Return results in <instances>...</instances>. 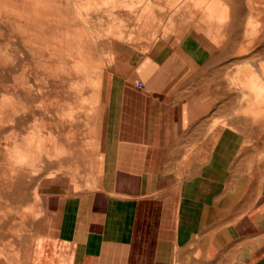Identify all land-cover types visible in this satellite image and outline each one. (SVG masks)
I'll return each instance as SVG.
<instances>
[{"label": "rangeland", "instance_id": "1", "mask_svg": "<svg viewBox=\"0 0 264 264\" xmlns=\"http://www.w3.org/2000/svg\"><path fill=\"white\" fill-rule=\"evenodd\" d=\"M178 1L0 0V262L18 257L17 245L39 223L50 195L91 186L107 130V76L113 71L131 74L148 55L182 57L181 80L193 87L189 92L201 97L207 110L195 124L204 136L187 151L188 173L199 156L206 167L224 155L226 179L233 178L236 158L243 178L256 177L264 168L262 127L256 118L235 116L247 107L245 89L224 84V61L208 58L199 41L214 22L201 24L196 14L178 30L172 15ZM197 23L202 29L196 33ZM225 127L241 135L238 147L226 132L221 142L213 139ZM207 140L209 151L200 154ZM13 150H22L18 154L24 158L19 160ZM21 159H26L22 168Z\"/></svg>", "mask_w": 264, "mask_h": 264}, {"label": "crops", "instance_id": "2", "mask_svg": "<svg viewBox=\"0 0 264 264\" xmlns=\"http://www.w3.org/2000/svg\"><path fill=\"white\" fill-rule=\"evenodd\" d=\"M184 66L175 54L148 55L131 74H108L107 130L91 186L50 195L18 257L0 264H264V168L243 178L236 158L226 179L224 155L206 167L199 156L187 172L207 110L181 80ZM233 131L213 139L226 132L238 147Z\"/></svg>", "mask_w": 264, "mask_h": 264}, {"label": "bare ground", "instance_id": "3", "mask_svg": "<svg viewBox=\"0 0 264 264\" xmlns=\"http://www.w3.org/2000/svg\"><path fill=\"white\" fill-rule=\"evenodd\" d=\"M138 1H140V0H138ZM177 4H178L177 7L179 6V8L177 9V11L175 13L173 12L174 14H172V13L171 14L173 15V18L175 19V23H176L175 27L178 30H181L184 25H190L189 21L187 20V17L188 16L195 17L196 14H200L201 21H202V22H200L201 24L209 22V21L214 22L215 26L212 27V29L214 31L210 30V34L207 37H205L203 39L201 38L202 40H199V41H202V43H203L204 48H202V49L205 51L208 58L220 56L221 59L224 61V63H222L223 64L222 69L225 72V78L224 79H226L225 80L226 83H224V84L227 85V87H231V88L242 87L246 91L245 94H246L247 100H248L247 105H246L247 107L244 108L243 110L241 109L238 113L235 114V116H247V117H251L253 120H255V118H256L257 123L262 127V132L264 133V0H211V1L210 0H179ZM133 5H134V3L132 4V6ZM148 5H150V4H148ZM123 16H124V14H123ZM112 21H114V20H112ZM167 21H169V19H167ZM165 24H166V21H165ZM201 24L197 23L196 25H193V26H195L194 29H195L196 33L202 29ZM108 26H110V25H108ZM166 27H168V26H166ZM113 29H114V27L112 28V30ZM110 33H111V31H110ZM54 38L55 37H53V39ZM76 40H77V38H76ZM68 43H69V41H68ZM48 51H50V50H48ZM60 54L62 55V53H60ZM51 55H52V53H51ZM57 55H59V54H57ZM84 64H86V63H84ZM62 65L60 64V66H62ZM46 66L48 67V65H46ZM64 70L65 69H63V71ZM14 76H16V75H14ZM12 77H13V75H12ZM185 77H187V76H185ZM53 78H54V76H53ZM13 79H14V77H13ZM14 83H16V82H14ZM6 95H9V97H11L10 96L11 94H9V93ZM5 98H7V97H5ZM3 100H5V99H3ZM9 101H11V100L9 99ZM1 109H3V108H1ZM13 124H15V123H13ZM6 126H8V125H5V127ZM0 127L2 128V126H0ZM231 129H233V128L231 127ZM28 140H26V141H28ZM23 142H24V140H23ZM12 143H14V142H12ZM28 143H26L27 145H25V146H29L30 143L29 144ZM11 147H12V145H11ZM17 148L15 147V149H17ZM9 149H11V148L9 147ZM25 151H23L22 154ZM15 152H16V150L13 153H15ZM18 152H16V153L18 154ZM13 153H11V154H13ZM58 155H60V152ZM5 156L7 158L8 155H5ZM17 157H19V160H20V158H24V156L21 157V155H19ZM26 158H27V156H26ZM13 159H14V157H13ZM25 160L21 159V162L19 164L16 161L15 162L18 164V167L20 166L22 168L21 165L26 163V162H24ZM1 161H3V160H1ZM25 166H26V164H25ZM1 168H3V167H1ZM32 208H33V206H32Z\"/></svg>", "mask_w": 264, "mask_h": 264}, {"label": "built area", "instance_id": "4", "mask_svg": "<svg viewBox=\"0 0 264 264\" xmlns=\"http://www.w3.org/2000/svg\"><path fill=\"white\" fill-rule=\"evenodd\" d=\"M137 86H138V88L141 89L142 91L147 92V88H146V86L144 85L143 82L138 83Z\"/></svg>", "mask_w": 264, "mask_h": 264}]
</instances>
